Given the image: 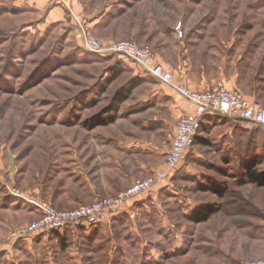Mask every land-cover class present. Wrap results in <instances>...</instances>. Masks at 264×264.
Masks as SVG:
<instances>
[{
    "label": "rangeland",
    "instance_id": "1",
    "mask_svg": "<svg viewBox=\"0 0 264 264\" xmlns=\"http://www.w3.org/2000/svg\"><path fill=\"white\" fill-rule=\"evenodd\" d=\"M68 3L81 24L57 0H0V264L263 259L264 186L246 170L264 171V127L244 132L224 114L209 123V144H195L173 174L128 198L100 236L79 229L64 244L43 235L26 240L37 241L32 252L16 249L23 239L12 241L14 231L41 217L28 197L72 210L115 199L166 165L178 118L163 83L120 54L89 52L83 31L104 46L166 47L173 63L221 49L233 33L264 35V0ZM203 206L209 212L193 218Z\"/></svg>",
    "mask_w": 264,
    "mask_h": 264
},
{
    "label": "built area",
    "instance_id": "2",
    "mask_svg": "<svg viewBox=\"0 0 264 264\" xmlns=\"http://www.w3.org/2000/svg\"><path fill=\"white\" fill-rule=\"evenodd\" d=\"M57 2L67 6L68 10L72 12L68 0H57ZM177 29L180 36H183L180 26ZM83 35V47L89 52L102 56L120 54L131 59L145 72L175 90L184 99L186 98L194 105L195 110L187 112L179 118L170 151L166 155L164 168L158 169L144 180L137 181L128 192L115 197V199L101 198L96 202L72 210H59L48 201L28 197L27 200L40 212L41 217L15 230L12 241L27 239L36 233L58 230L73 232L81 227L92 228L105 221H110L125 209L124 206L128 198L149 190L180 167L181 160L192 150L195 139L209 116L216 114L231 116L240 120L241 126L247 130L264 127V105L261 102L250 100L242 91L226 88L223 83H219L212 91L191 89L175 79L173 72L168 71L158 61L156 50L149 45L125 39L104 46L98 39L84 31ZM15 194L21 196L18 192ZM247 264H264V258L249 261Z\"/></svg>",
    "mask_w": 264,
    "mask_h": 264
},
{
    "label": "crops",
    "instance_id": "3",
    "mask_svg": "<svg viewBox=\"0 0 264 264\" xmlns=\"http://www.w3.org/2000/svg\"><path fill=\"white\" fill-rule=\"evenodd\" d=\"M71 11L75 19L77 17L76 14L73 9ZM76 22L78 21L76 20ZM239 24L242 25L241 23ZM241 35L240 32L237 34L233 33L231 38L222 41L221 49L213 45L211 47L213 50L209 48L208 54L203 51V53H199L198 55L195 54L192 60L184 57V59H179L177 63L168 61L166 58L168 48L161 47L158 49V61L168 71L173 72L177 81L191 89L212 91L219 83H223L226 88L237 89L243 93L259 92L258 98L252 94L248 95V98L252 101L261 102L264 105V35L240 37ZM197 46L200 49L199 51H202L204 48V45L201 43ZM178 56L180 57V54ZM160 86L171 97V105L178 120L187 112L195 110L194 105L186 98L184 99L175 90L170 89L165 84H160ZM170 148L167 150V153L170 151ZM127 203L130 206L131 202L127 201ZM105 226L106 224L103 223L100 233L97 234L98 236L103 231H107V227ZM91 230V228H87L82 233L87 236ZM36 244L37 241L34 242L31 239L26 243L24 249L32 252ZM16 249L20 250L21 248L17 246Z\"/></svg>",
    "mask_w": 264,
    "mask_h": 264
},
{
    "label": "trees",
    "instance_id": "4",
    "mask_svg": "<svg viewBox=\"0 0 264 264\" xmlns=\"http://www.w3.org/2000/svg\"><path fill=\"white\" fill-rule=\"evenodd\" d=\"M1 13H4V10L3 9H0V14ZM102 56V55H100ZM118 75V72L114 69L112 70L111 72V78H116V76ZM142 79V78H141ZM141 79L138 78V80H136L133 85H136L137 83H139L141 81ZM214 119V116H209L207 120H205V122L203 123V126L201 128V131H200V134L196 137L195 139V144H204V145H207L210 143V140L205 136L206 135V130L208 128V125L209 123ZM242 130L244 132H249V131H252V130H247V129H244L241 125L239 127V130ZM247 172V176H250L251 180L253 182H255L256 184L258 185H263L264 186V171H261V173H257L253 170V167L252 166H248V169L246 170ZM209 212V208L206 207V206H203V207H200L199 209H197L194 213H193V218L197 219V218H204V216ZM198 216H201V217H198ZM120 219H118L117 217L114 218L113 220V223H115L116 221H118ZM89 228V227H88ZM100 228L101 227H95V228H92L91 232L89 233L90 235H93V236H96L98 233H100ZM83 230H86L85 227H81L80 228V231L81 233L83 232ZM72 232L69 231V230H65V231H51V232H43V233H36V234H33L32 236H29L30 237H33V239L36 238V240L39 239V237H42L43 235H47L49 236V238H55L56 240H60V243L62 242L64 244V242L68 241L69 237L71 236ZM89 237V236H88ZM87 237V238H88ZM29 238L27 239H23L22 241L18 242V246L20 248H24L27 241Z\"/></svg>",
    "mask_w": 264,
    "mask_h": 264
},
{
    "label": "bare ground",
    "instance_id": "5",
    "mask_svg": "<svg viewBox=\"0 0 264 264\" xmlns=\"http://www.w3.org/2000/svg\"><path fill=\"white\" fill-rule=\"evenodd\" d=\"M69 7H70V6H69ZM70 9H72V8L70 7ZM75 19L78 21L79 24H81V22H80V20H79L78 17H76Z\"/></svg>",
    "mask_w": 264,
    "mask_h": 264
}]
</instances>
